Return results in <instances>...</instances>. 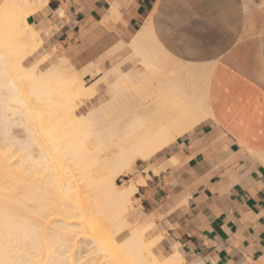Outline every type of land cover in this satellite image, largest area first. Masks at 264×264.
<instances>
[{
  "label": "bare ground",
  "instance_id": "bare-ground-1",
  "mask_svg": "<svg viewBox=\"0 0 264 264\" xmlns=\"http://www.w3.org/2000/svg\"><path fill=\"white\" fill-rule=\"evenodd\" d=\"M47 1L0 3V264H186L179 252L157 256L147 227L118 239L144 180L121 185L117 178L211 115L212 66L173 57L146 23L130 42L144 71L116 69L108 80L111 99L78 114L83 95L101 77L86 84L77 74H61L70 63L65 56L44 69L52 52L24 63L42 45L29 17ZM28 5L34 7L24 10ZM129 107L127 122L117 121ZM52 116L61 133L48 125ZM110 119L117 122L97 128ZM18 124L25 125L24 139L13 131ZM87 131L100 148L95 156L80 136ZM94 164L112 170L105 182Z\"/></svg>",
  "mask_w": 264,
  "mask_h": 264
},
{
  "label": "crops",
  "instance_id": "crops-1",
  "mask_svg": "<svg viewBox=\"0 0 264 264\" xmlns=\"http://www.w3.org/2000/svg\"><path fill=\"white\" fill-rule=\"evenodd\" d=\"M43 5L29 17L42 45L28 63L52 52L79 71L101 67L84 75L90 82L108 73L103 70L111 61L127 56L130 42L151 22L173 57L213 65L211 115L117 178L118 183L144 180L120 236L147 227L157 256L179 252L186 264H264V0H48ZM102 85L82 97L83 103Z\"/></svg>",
  "mask_w": 264,
  "mask_h": 264
},
{
  "label": "rangeland",
  "instance_id": "rangeland-1",
  "mask_svg": "<svg viewBox=\"0 0 264 264\" xmlns=\"http://www.w3.org/2000/svg\"><path fill=\"white\" fill-rule=\"evenodd\" d=\"M1 1H3V0H1ZM1 1H0V3H1ZM247 1V3H249V4H251V2L253 1V0H246ZM28 6H31V7H28ZM27 7H25L24 8V10H28L27 8H29V9H31V8H33L34 7V5H28ZM42 5H40L39 6V8L41 7ZM38 7V6H37ZM38 9V8H37ZM36 9V10H37ZM35 10V11H36ZM28 13V12H27ZM34 13V12H33ZM156 38V37H155ZM157 39V38H156ZM160 43V42H159ZM128 48L130 49V52H129V54L127 55V56H125V57H117L116 59H114L113 61H111V63L108 65V67L106 68V69H104L103 70V72L104 71H110L111 69H119L120 71H122V72H124V71H128V72H131V70H137V71H144V63L142 62V56L141 55H137V54H135V53H133V49L131 48V44H130V46H128ZM131 49H132V52H131ZM46 53V52H45ZM45 53H43V54H45ZM35 53H33L32 55H34ZM43 54H41V55H39L38 57H40V56H42ZM170 54V53H169ZM31 55V56H32ZM30 56V57H31ZM37 57V56H36ZM37 57V58H38ZM29 58V57H28ZM27 58V59H28ZM36 58V59H37ZM168 56H165V57H162V63H165V62H167V60H168ZM58 60V57H55L54 55L52 56V59L44 66V69H46V68H48V67H50V66H52L56 61ZM188 62V61H187ZM24 63L25 64H30V63H28L27 61H24ZM32 63V62H31ZM191 63H193V62H191ZM198 64H209L210 66H212L213 67V65H212V63H198ZM116 65V66H115ZM67 68V69H66ZM65 69H64V71H62V73L61 74H66V72L68 73V74H70V75H73V74H77V76L79 77V80H81L83 83H86V84H89V83H91L92 81H90V82H87V81H85V79H84V75L87 73V71H90V72H93L92 70H83V71H79V70H77L71 63H69L68 64V67H66ZM164 70H166V67L164 66V67H162ZM73 69V70H72ZM68 70V71H67ZM72 70V71H71ZM76 70V71H75ZM102 69H101V67H97L96 68V71L95 72H93V74H97L99 71H101ZM108 71V72H109ZM213 71V70H212ZM76 72V73H75ZM118 71L116 70V71H110L109 72V77L110 78H108V79H106V80H103V76H105V75H107V73L106 74H103V75H101V80H100V82L99 83H103V85L100 87V89H99V93H98V95H96L93 99H89L92 95H89L88 97H86V98H84V103H82V105L81 104H79V107L77 108V113L78 114H85V113H87L88 111H90L92 108H94V107H96V106H98V105H100L101 103H102V101L104 100V102H108V100H110L111 99V97H110V95H111V93H110V90H109V88H110V85H109V83H108V80L109 79H111V77L113 78V76H115L116 75V73H117ZM147 73V75L148 76H151V73H149V72H146ZM98 77V76H97ZM107 77V76H106ZM96 78V77H95ZM98 85V84H97ZM96 85V86H97ZM93 90V88L88 92V93H85V95H83V97L84 96H86V95H88L89 93H91V91ZM89 99V100H88ZM108 99V100H107ZM130 116H131V107H129L126 111H121V115L119 116V118H118V120L117 119H110V120H108V121H105V122H101V123H99L98 124V126H97V128L99 129V130H107L108 129V127H111V126H113V124L115 123V122H117V121H119V122H121V123H124V122H127V120L130 118ZM46 119H47V117H45ZM57 119V120H56ZM41 120V118L40 119H38L37 121H40ZM117 120V121H116ZM48 121H50L49 123H48V125L52 128L53 127V125H55L56 124V126H55V130H56V127L57 128H59V133H61L63 130L61 129L60 130V126L59 125H61V123H60V121L58 120V118L56 117L55 118V116H52V117H50L49 118V120ZM48 121H45L46 122V124H47V122ZM54 128V127H53ZM18 129V130H17ZM25 130V125L24 124H18V125H16L14 128H13V131L14 132H17V133H19L20 134V136H21V138H26V130ZM23 130V131H22ZM22 133V134H21ZM80 136H81V139H83L84 140V142L86 143V145L88 146V148H89V150H90V155H93V156H95L96 155V153L98 154V152L100 151V148L97 146V144H95L94 142H93V140H91V138H90V136H93L92 134L91 135H89V131H87V132H82L81 134H80ZM36 138L37 139H40L41 140V137L40 136H36ZM34 148H35V150H37L38 149V145H35L34 146ZM36 152H38V151H36ZM95 154V155H94ZM94 166H96V169H97V171H96V175L97 176H99V178H102L103 180H104V182L106 181L105 180V175H107V174H109V173H111L112 172V170H110V169H108V168H105V166H100L99 164L97 165V164H94ZM135 166H136V164H134V166H133V169L132 170H130V171H128V172H126L124 175H127V174H129V173H131L133 170H134V168H135ZM122 176V175H121ZM120 177V176H119ZM119 183H121V181H119ZM121 185H123V183H121ZM82 188V187H81ZM128 212V211H127ZM127 212H126V214H127ZM103 217V216H102ZM101 217V218H102ZM102 219H104L105 220V218L103 217ZM107 221V220H106ZM105 222V221H104ZM118 239L119 240H121L122 239V237L121 236H119L118 237ZM150 244H151V248H152V246L154 245V242H149ZM87 246L88 245H86V247L85 248H87ZM91 246H92V244H89V247L91 248ZM88 247V248H89ZM92 248H94V245L92 246ZM88 250V249H87ZM93 250V249H92ZM91 249H89V251H92ZM88 251V252H89ZM96 253H98V252H96ZM95 253H93V255H94ZM100 255V254H99ZM96 256V255H95ZM98 256H96V258H97ZM159 257H166V256H159ZM97 259H99V257L97 258Z\"/></svg>",
  "mask_w": 264,
  "mask_h": 264
}]
</instances>
